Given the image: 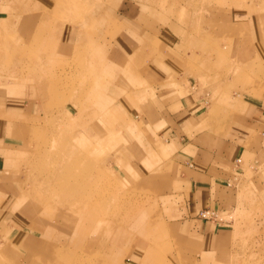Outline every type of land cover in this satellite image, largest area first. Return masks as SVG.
Returning <instances> with one entry per match:
<instances>
[{"label": "rangeland", "instance_id": "obj_1", "mask_svg": "<svg viewBox=\"0 0 264 264\" xmlns=\"http://www.w3.org/2000/svg\"><path fill=\"white\" fill-rule=\"evenodd\" d=\"M234 9L251 16L264 12V0H0V92L11 87L20 93L33 91L39 106L26 116L27 129L18 124V135L13 136L20 139L24 133L28 141L11 143L8 152L0 153L8 164L15 160L4 168L1 201L16 200L14 209L21 207L23 216L28 214L22 231L29 235L44 214L52 216L51 230L60 221L55 215L76 222L71 227L75 235L64 247L72 253L58 263L136 264L130 260L131 246H141L134 247L139 254L144 251L138 264H264V137L248 136L247 147L256 146L260 156L244 155L235 162L227 174L232 187L218 198L221 208L211 203L203 211L209 212L207 219L229 227L225 243L214 247L210 257L184 247L172 231V223L186 217L183 195H169V182L163 181L122 185L110 160L120 139L124 146L136 147L137 134L151 137L147 119L142 130L130 121L138 114L142 121L146 109L154 108L147 99V66L139 72L137 68L163 59L162 42L172 43L180 33L203 41L188 61L208 58L204 68L183 70L180 81L211 83L204 111L208 106L210 114L222 111L218 128L229 127L236 117L235 108L228 114L225 98L238 101L239 93L264 92V45L253 49L258 39L250 25L228 30L225 14ZM222 42L244 45L251 64L238 63L241 57L232 48L218 52ZM133 48L145 55L129 56ZM217 60L226 65L215 67L217 75L212 77L213 67L205 63ZM169 72L162 82H175V72ZM218 80L224 83L214 85ZM11 228L9 219L0 221V264H31L26 245L12 246L18 229L11 239L5 237ZM109 247L120 254L116 263Z\"/></svg>", "mask_w": 264, "mask_h": 264}, {"label": "crops", "instance_id": "obj_2", "mask_svg": "<svg viewBox=\"0 0 264 264\" xmlns=\"http://www.w3.org/2000/svg\"><path fill=\"white\" fill-rule=\"evenodd\" d=\"M225 17L227 19L225 25L232 33L235 30L240 31L241 28L250 29V26H252V33L258 39L254 45L252 44L253 49H261L264 45V12L260 11L251 16H242L234 9L230 15L225 14ZM243 24H247L248 27H241ZM224 31H226L225 28ZM201 42L203 41H199L197 37L192 38L188 34L180 33L178 39H172V43L169 41L162 42L161 58L166 61L158 58L153 64L138 65L137 72L143 70L144 67L146 70L147 66L151 94L147 99L148 104H152L154 108L148 107L146 109L145 112L148 110L149 112H147V116L142 117V121H140V114L136 115L134 119L131 118L130 121L137 125V129L142 130L144 125L147 126V119L152 135L151 137H144L143 133L137 134V137L140 136V143H137L138 146L136 147L132 145L124 146L120 139L118 142L120 147L116 145L112 150L110 160H112L115 168L113 170L118 173L117 177L122 185L133 184V182L155 185L163 181L169 182V185L167 184L169 195L175 197L183 195L186 203L182 210L186 211V217L185 219L181 218V222H179V219L174 221L172 231L175 237L180 239L178 242L184 247L199 251L202 255L206 253L210 257L215 248L225 243L229 227L227 222L204 218L200 212L208 208L211 203H213L214 208L218 210L221 208L218 198H220L221 191L232 187L227 174H229L230 168L235 165V162H240L239 159L244 155L260 156V153L255 154L256 146L247 147L249 145L247 138L253 134H259L260 138L264 137V92L260 90L261 92L257 91L255 95L251 92L244 95L239 93L236 97L241 99L238 101L235 98H225L230 106L228 114H231V110L235 108L236 117L229 127L223 128L221 126L218 128L217 124L221 123L223 121L222 117H224L222 111L210 114L208 111H211V106H208L207 111H204V106L209 104L208 99H211L209 92L205 93V91H209V89H206L210 87L211 83H205L207 87L204 82L201 86L198 79H195L194 82L187 80L188 83L190 82L189 85L180 81L183 70L197 67L204 68V62L208 61V58L204 60L201 58L197 62L188 61L191 52L194 51L193 49L202 45ZM187 48L189 50L185 53ZM227 48H232V51L239 53L241 59L238 58V63L242 65L251 64L250 60L244 57V45L235 44L233 47L230 42H222L221 46H218V52ZM128 55L140 59L145 53L142 50L133 48V51H130ZM196 58L198 57L196 56ZM244 60L248 61L243 63ZM205 65L206 67H213L211 74H213L212 77H216L217 73L214 68L226 64H223V60H217L210 62V64L207 62ZM165 71H170L169 75L175 72L172 78L175 79V82L170 84L162 82L163 79L165 80V78H162V76H166ZM198 75L200 74L197 73L194 77ZM200 79H202L201 76ZM154 83L155 85H153ZM218 83L222 84L224 82L218 80L216 83L214 82V85ZM21 91H14L11 87L0 92V104H4V106H0V153L5 150L8 152L11 143L20 145V143L25 144L28 141L24 133L22 137L26 140L23 138L15 139L14 137L18 135V132L15 131L18 130V124H22L23 131L27 129L25 128L28 123L25 121L26 116H29L31 112H36L39 106L34 97L35 92L20 93ZM218 98L216 97V99ZM35 107L36 110H34ZM202 111L204 112L202 113ZM21 116L26 118L22 121H15ZM194 132H198V134L194 135ZM216 132L219 134L217 135ZM186 134L189 135L186 136ZM262 150L264 151V148ZM167 154H170V157H166ZM14 161L8 164L5 158L3 159V156L0 155V187L2 186V178H4L2 175L7 173L4 168L12 165ZM111 166L112 164L109 165L110 168H112ZM165 167H168V169L165 170ZM242 172L244 173V171ZM241 173L238 174L241 176L243 175ZM161 174L168 175V178L158 177ZM257 176L262 177L261 175ZM163 189L165 190L166 187ZM2 193L3 191L0 188V201ZM1 202L0 221L3 223L9 219L13 226V228L7 230L8 233L5 234V237L11 239L10 235L13 233V229H18L14 238L11 239V243L12 246L16 243L26 245L25 251L29 252L28 262L51 264L50 262L53 261L56 264L59 260L68 261V255L72 252L65 250L64 247H68L74 237L75 232L71 230V227L76 222L72 223L70 222L71 218L55 215L54 218H58L60 221L53 223V230H51V223H48V220L52 216L44 214L40 217L39 223L43 227L33 225L37 228H34V230L30 228L29 230L34 231V235L33 233L29 235L22 231L26 227L24 222L26 220L24 219L25 217L28 219V214L26 213L23 216L24 211L21 207L14 209L16 205L13 206V202ZM9 214L12 215L11 218ZM35 232L38 234L36 235ZM53 244L55 245L53 246ZM134 247L140 249L141 246H131L130 260L138 264L144 255V251L140 250L139 254V250L134 249ZM109 250H111L110 258L116 263V259L120 256L119 253L117 255L118 250L116 247H109ZM35 256H39L37 261L34 260Z\"/></svg>", "mask_w": 264, "mask_h": 264}, {"label": "built area", "instance_id": "obj_3", "mask_svg": "<svg viewBox=\"0 0 264 264\" xmlns=\"http://www.w3.org/2000/svg\"><path fill=\"white\" fill-rule=\"evenodd\" d=\"M206 213H208V215L207 216H209V212H206ZM206 213L205 212H203V213H201L202 214V216H204V218H207V216H206ZM214 213H212V215H213ZM211 215V216H212Z\"/></svg>", "mask_w": 264, "mask_h": 264}, {"label": "bare ground", "instance_id": "obj_4", "mask_svg": "<svg viewBox=\"0 0 264 264\" xmlns=\"http://www.w3.org/2000/svg\"><path fill=\"white\" fill-rule=\"evenodd\" d=\"M127 213V212H126ZM212 216H216L215 214H213ZM111 221V220H110ZM109 221H107L106 223H108ZM75 235V234H74ZM59 262V261H58ZM58 262H56V264H60V263H58ZM33 264H34V262H33Z\"/></svg>", "mask_w": 264, "mask_h": 264}]
</instances>
